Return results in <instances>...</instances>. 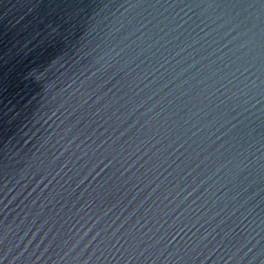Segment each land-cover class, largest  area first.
<instances>
[{
	"label": "water",
	"instance_id": "1",
	"mask_svg": "<svg viewBox=\"0 0 264 264\" xmlns=\"http://www.w3.org/2000/svg\"><path fill=\"white\" fill-rule=\"evenodd\" d=\"M0 264H264V0H0Z\"/></svg>",
	"mask_w": 264,
	"mask_h": 264
}]
</instances>
